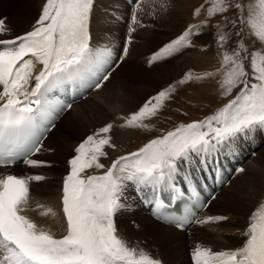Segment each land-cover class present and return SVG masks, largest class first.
Returning a JSON list of instances; mask_svg holds the SVG:
<instances>
[{
  "label": "snow or ice",
  "instance_id": "snow-or-ice-1",
  "mask_svg": "<svg viewBox=\"0 0 264 264\" xmlns=\"http://www.w3.org/2000/svg\"><path fill=\"white\" fill-rule=\"evenodd\" d=\"M94 0H46L36 26L12 39H0V166L10 167L20 158L28 166H46L47 162L31 159L40 152L43 137L60 112L71 104L50 99L69 82H89L100 88L109 75L90 46L89 22ZM139 8V5H137ZM203 7V5L201 6ZM201 7L194 11L199 14ZM239 10L237 18L252 36L264 42V0L247 5L230 0H211L209 17ZM132 23H139L136 12ZM207 19L189 25L176 39L164 45L149 59L153 63L192 47L191 37L199 35ZM7 31L0 19V33ZM135 31L134 28L129 29ZM218 35V44L227 40ZM130 42V37H129ZM221 53V95L239 87L236 96L203 120L181 124L161 137L150 140L135 152L118 156L101 175H82L87 169H105L101 158L105 150L115 148L114 125L109 123L88 135L68 161L70 171L63 180L62 213L64 234L57 238L49 229L38 226L23 213L30 204V184L45 179L42 175L0 177V264H162L142 248L132 246L118 234L115 217L125 208L123 200L129 186L140 192L151 188L157 210L159 191H174L173 183L183 169L204 170L215 154L238 135L264 129V52L252 51L245 65L244 49ZM128 54L127 45L123 49ZM123 59V57H121ZM39 71L37 72V66ZM205 72L196 79L216 75ZM193 79L191 71L180 83ZM174 86L150 97L138 111L124 118L120 127L148 128L145 123L155 117ZM243 172L244 169H237ZM42 216L55 217L51 207L37 204ZM227 220L209 216L196 223ZM182 226V224L178 225ZM241 246L215 251L197 245L192 252L194 264H264V202L248 217Z\"/></svg>",
  "mask_w": 264,
  "mask_h": 264
},
{
  "label": "rangeland",
  "instance_id": "rangeland-1",
  "mask_svg": "<svg viewBox=\"0 0 264 264\" xmlns=\"http://www.w3.org/2000/svg\"><path fill=\"white\" fill-rule=\"evenodd\" d=\"M29 1L35 2V0H0V19H4L5 22H7L6 20L10 19L12 16L18 17L21 16L24 12H28V21H35L33 26L30 25L32 26L30 30H32L33 27L36 26V21L41 14L42 8L40 4L43 0H38V5L34 7H32L33 4H31ZM44 1L46 2V0ZM142 1L143 0H106L103 6L102 3H97L96 6L102 7L99 20L100 24L97 30H101L103 34L102 37L98 36V38H96L97 41L93 46H91L90 43V46L94 49L97 57L101 61L106 60L104 69L110 73L109 78L111 77V80L107 84L104 85V83L106 82L104 81L102 87L95 91H99L102 97L109 99L110 93L112 91L118 90L119 93L115 99L123 100L122 103L125 104V107H127L129 111H133L134 109L139 110V108L146 101H148L150 97L156 96L157 93H159L163 89L169 88L170 85L174 86L175 88V91H172L170 93L169 98L164 102L163 108H161L157 112L156 116L151 118L150 120L145 121V123L149 125L148 128H132L134 132L132 133L133 135L130 137V139H128V141L126 140V146H129V148L133 149V151L141 148V144H146L148 141L152 140L154 136L166 133L167 131L173 129V127L176 128L177 124L180 121H185L188 119L189 121H191L190 119H193V121H199L201 119L203 120L205 118V115H200L209 111L212 106L222 101L224 102V100L227 98L228 103L229 100L235 97V95L239 92V87L233 89V91L229 95H221L222 89L220 88L219 81L222 79V73L216 72V70L221 66V53L231 52L233 49L239 48V45L242 42L245 47L243 50H241V55L245 57V65L246 67H248L250 63V54L252 51L264 52V42L256 40L255 37L251 35L250 29L245 24L239 22V20L237 19V9L234 7L230 8L226 13H218L214 16L209 17L207 14V8L209 7V5H211V0H165V4L159 5L160 8L164 9V17L161 22L160 20L155 21V19L152 17L153 14H149L147 16L148 9H150L152 6V0H147L145 4L139 9V11L137 10V19L138 21L140 20L139 23L133 24L132 20L127 23V19L124 16H126L127 18L132 17V11L134 12L137 9V5H139ZM45 2H43L42 6L45 4ZM95 2L96 0H94L93 8ZM125 2H131L128 3L129 8H127L128 5L123 7V4ZM204 2L206 3V5L203 4ZM230 2L244 3V15H247V5L251 2V0H230ZM201 3L203 7H201L202 5L199 6ZM131 6L133 8H131ZM198 6L201 7V11L199 12V14L194 15V9L196 7L198 8ZM93 8L91 11L89 22V32L91 35L93 34V31H91ZM20 9H23L24 12L20 11ZM11 11H13V13H11ZM17 11L21 15L14 14V12L18 13ZM137 11L135 12L137 13ZM126 12L127 14L124 15ZM144 18L145 22L143 23L142 21H144ZM206 19L208 23L203 26L202 32L199 35H193L191 37V43L193 45L192 47L185 48L181 52L169 58L149 63V59L154 53H156L170 41L180 36L188 28L189 25L199 24ZM27 23L22 24L21 22L18 23L17 21V24L13 28L7 29V37H14L22 34L23 31L29 29L30 27L29 25H27ZM130 28H134L135 31L130 32ZM145 31L147 32L145 33ZM143 33L147 35L146 39L142 37ZM220 33H226L228 37L222 45L217 43L218 35ZM90 40H92V38ZM142 41L146 45L144 51L139 49L136 50L140 42ZM113 42L117 43L115 50L100 52L103 51L102 46H108ZM126 45L128 47V55L124 56L123 49ZM121 57H123V59H121ZM116 62L118 63V66L112 73L110 67L114 66ZM38 69L39 65L36 69L37 72ZM189 71H191V73L193 74V79L186 80L184 83H180V81L184 78L185 73H188ZM205 72H216V75L204 77L203 79L195 78L196 76ZM142 87L143 94L138 95V90L141 91ZM81 90H83V88H81ZM124 93L131 94L135 96L136 99L138 98V100L133 102ZM81 101L77 103L79 104ZM129 103H132V105H130ZM110 104H112V102ZM221 104L215 106L214 109L219 107ZM85 105L82 106V109L74 113L70 111V108L61 118L55 121L54 126L50 129V134L43 142V149L37 155L38 161L47 162L46 166H41V168H44L42 173L43 175L45 174L44 177H46L43 181H40V189L45 190L40 193V196L44 199V201L47 197L50 202V200L52 199V195H54L52 193L51 186L52 188H55L57 186L55 189L59 188V190H61L63 193V180L65 174H68L69 172L68 169L67 171H64L65 164L69 167L68 161L76 154V145L80 141L86 139L87 136L85 132V135L76 139V136L79 133H77L76 130H72V127L67 125L65 123V120L67 116H69L68 113L70 114V117L72 119L77 120L79 118V115L83 113ZM224 105H221V107ZM74 106L75 104L72 106V108ZM212 112L208 115H212ZM89 118L88 125H90L89 122L91 119H93V117L89 116ZM189 121L183 124H187ZM91 122V124H94L95 121L91 120ZM109 123L113 124L114 127L115 125H119L118 122H114V116H112L111 114H107L105 125ZM252 131L257 132L260 135L262 142H259L256 145L260 147L262 146L263 148L264 129L257 128ZM254 137L259 138V136ZM230 144L231 145L229 148H226V146L224 147L225 152L229 151L234 154L235 159L233 160L236 161H238L236 157L238 156V154H240L242 156V160L245 159V164L248 160V157L251 158L255 156V153L257 151H260L261 149L260 147H258L254 154L252 150L249 152L247 151L245 155L244 134L238 135L237 138H235ZM220 152L221 151L215 154V157L213 158L215 160L211 159V162L208 164L209 168L208 166L206 167V169L208 170L209 178L211 179L209 190L213 192L214 197L218 195V192L221 193V190L226 186L225 182H229L231 179L228 178V176L231 173H234L231 171L226 175L224 173V168L222 167V165H220L222 163H217L216 160L220 155ZM35 154L32 157H34ZM56 155L57 159L59 158L57 162L55 160ZM260 156L261 154H258V159L260 158ZM245 164L243 161V166ZM15 168L16 170L21 171V173L27 176L22 166ZM8 170L0 171V177L6 174H11L10 172H8ZM240 173L241 172H239L238 174ZM236 176L237 174L232 177V179ZM248 176V172H245L239 180L231 185L230 189L233 190L237 186V182L243 180L244 177ZM194 178H197V176L194 175ZM53 180L55 182L58 181V185L52 183ZM245 180L247 179H244V181ZM34 183L37 182H32L30 184V188ZM231 183L232 182H230V184ZM47 184L49 185L46 187ZM213 185L215 187L219 185L220 187L214 190L215 187L213 188ZM35 191H38L35 193L40 192L38 188ZM230 192L234 194V191ZM42 194H45V196H42ZM125 198H129L131 200V195L125 192ZM34 199L31 200L30 196L29 207L31 206L32 202L35 201ZM48 200H46V202ZM129 201L123 200V203L126 205ZM212 201L210 199V202ZM235 201L237 202V200ZM60 202L62 203V197L60 199ZM220 203H222V207L224 208L226 215H228V213L230 212L236 215V213L234 212L238 210L237 216L240 218H238L237 222L241 223V221H243L244 209L242 208L241 210V207H239L241 204H238L236 207V204L233 203L232 200L229 203V205L231 204L232 206L230 205L227 207V205L225 204V197H222V202L220 201ZM214 206H219L218 202ZM33 210L34 212L37 211L38 215L42 216L40 214L41 210H38L36 207H34ZM245 213H249V210L246 209ZM206 214L204 215L207 216ZM130 223H133L132 220H130ZM210 224L214 223L212 222ZM148 225L152 228L155 234L156 232L162 234V236L166 238L168 245L163 248L161 252H154L151 250H146L144 248L142 249L146 250L158 260H161L164 264H192L194 262L192 259V252L197 245H187L186 248V244L188 243H186L183 237H180L171 231L165 230V228H162L157 224ZM173 229L177 232H180L175 228ZM135 230H138V228L136 227ZM198 231H201V233H197L192 230L189 235L187 234V236L191 238L195 233H197L196 235L199 236L211 235L212 238H214L213 245H210L209 242H206L205 244H202V246L211 247L215 251L232 249L241 246L245 239V237L240 233L232 232L233 234H240V236L236 240V243H232L231 241V244L229 240L231 238L229 234L231 233H228L227 236L224 235L226 237H222V240L224 238V240L222 241L221 239L219 240L220 237L218 238L217 235L213 234L212 229H199ZM186 249H190L188 256L186 253Z\"/></svg>",
  "mask_w": 264,
  "mask_h": 264
},
{
  "label": "bare ground",
  "instance_id": "bare-ground-1",
  "mask_svg": "<svg viewBox=\"0 0 264 264\" xmlns=\"http://www.w3.org/2000/svg\"><path fill=\"white\" fill-rule=\"evenodd\" d=\"M37 1L38 0H35V2L34 1H29V2L31 4H33L32 7H34V6L38 5ZM105 1L106 0H96L94 8H93V12H92L93 18L91 21V31H93V34L92 35L90 34V37L92 38V40H90L91 46H93L94 43L97 41L96 38H98V36L102 37V34H103L101 30H97L99 28V24H100L99 20H100V13H101L102 7L96 6V4L102 3V6H103L105 4ZM146 1L147 0H143L140 4L138 3L139 8L137 7V9L135 11H137V10L139 11V9L145 4ZM43 2H45V1L44 0L41 1V4H40L41 8H43V6H42ZM165 3H166L165 0H152L151 1L152 6L150 9H148L147 16L149 14L150 15L153 14L152 17L155 19V21L160 20L162 22V19L164 17V9L160 8L159 5H162ZM127 5L128 4L124 3L123 7H125ZM127 8H129V5ZM131 8H133V7L131 6ZM20 11L24 12L23 9H20ZM138 11H137L136 15L138 14ZM11 13H13V11H11ZM132 13H133V11H132ZM14 14L21 15L19 12L18 13L14 12ZM27 14H29V13L24 12L21 16H18V17L12 16L10 19L6 20L7 21V22H5L6 29L13 28L17 24V21H18V23L21 22L22 24L28 22L27 25L33 26L35 21L34 20L28 21ZM126 14H127V12L124 15H126ZM144 21H145V18H144ZM32 26H30L29 29H27L23 32L21 31L22 34L27 32L28 30H30V28ZM146 32L147 31H145V33ZM22 34H20V35H22ZM146 36L147 35L143 33L142 37L144 39H146ZM14 37H17V36H14ZM14 37H7L6 32L0 33V39H12ZM116 46H117L116 42H113L112 44H110L108 46H102L103 51H100V52L113 51L116 49ZM145 46H146L145 43H143V41H142V42H140V44L136 50L139 49V50L144 51ZM104 71H106V70L104 69ZM112 73H113V70H112ZM110 80H111V77L104 83V85L107 84ZM87 84H88V82H85V85H82L81 88L84 89ZM81 91L82 90H80V92ZM118 93H119L118 90L112 91L109 95V99L102 97L100 95L99 91H97L95 93L93 92L90 95H86L87 98L83 99L79 104L76 103L75 106L70 109V111L74 113V112H77L80 109H82V106H84L86 104L84 107L83 113L81 115H79V118L77 120H74L70 117V114L68 113L69 116H67V118L65 120V123L67 125L71 126L72 130H74V131L76 130L77 133H79L76 136V139L85 135V132L88 136V135L93 134L97 129L105 126V119L107 117V114H111L112 116H114V122L119 123V125H115V127L113 128L112 133H111L113 143H115L116 147L114 149L106 147L105 150L107 151L108 156L101 158V162L105 164V169H87L86 172L84 173V175H92V174L101 175L106 170V168L111 165L112 160L116 159L118 156L125 155V154L130 153V152H135V151H133V149L129 148V146H126L127 145L126 140L128 141V139H130V137L133 135L132 133L134 132V130H132V128L120 127V125H122L124 123L125 117L129 116L131 113L136 112L138 110L134 109L133 111H129L128 108L125 107V104L122 103L123 100L115 99L117 97ZM53 94H55V93H53ZM70 94L73 96L74 92L71 91ZM70 94L67 95V94L62 93L60 91L59 95H57V94H55V95L58 98L63 96V99L66 98L67 102H70L69 101ZM139 94L140 95L143 94V87L141 88V91L138 90V95ZM122 95H123V91H122ZM125 95L133 102L138 100V98L136 99L135 96H133L131 94H125ZM51 97L52 96H50V99H51ZM64 102L65 101H63V103ZM111 102H112V104H110ZM129 104L132 105V103H129ZM89 116L93 117V119H91L92 121H95V122L97 121V122L96 123L94 122V124H91L92 122L90 120L91 123L89 122L90 125H88ZM254 136H259V138H257V137L255 138ZM44 141H45V138L43 139V142ZM259 142H262V141H261L260 135L257 132L250 131L249 133L247 132L246 134H244V154L247 151L249 152V151L253 150L254 147L256 146V144ZM229 145H231V144H229ZM258 147H260V146H258ZM260 148H261L260 151H257L255 153V156H253L251 158L250 157L247 158L248 160H247L246 164H245V159L242 160V156L240 154H238L236 159H239V156H240V159H241L240 161L242 163L244 161L245 170L243 172H241L240 174H237V176L235 178H233V179L231 178L230 181L232 183L229 186L226 185L221 190V193L218 192V195L216 197H214V194H213L212 198L213 197L214 198L213 199L211 198V201L212 200L213 201L210 202V200L208 199V204H207L205 210L202 211V213L198 217L199 220H202V219H205L206 217H209V216H224V217L228 216L227 220L219 221V222H213L214 224H210L212 222H209L206 224H199V225L195 224V225H197V226L193 227L195 232L201 233V231H198L199 229L200 230L212 229L213 234L217 235L218 238L220 237L219 240L222 237H226L228 235V233H231V234H229L231 236V238L229 239L230 243H231V241H232V243H236V240L238 239L240 234L243 232V230L247 226L248 217L250 216L252 211L256 207H258V205L261 202L264 201V145H263V148H262V146ZM258 154L259 155L261 154L259 159H258ZM32 156L30 157L31 159L34 158ZM220 156H222V152H220V155L218 156V158H220ZM58 159H57V155H56L55 156L56 162L58 161ZM216 161H217V163H221V161H219V160H216ZM232 161L237 162L236 160H232ZM220 165H222V164H220ZM15 166L16 167L22 166V168L25 171V174L27 176L36 175V174L43 175L42 172H43L44 168H41V166H32L31 167V166H28L24 163H21V164L15 165ZM15 166H13L12 168H8L9 170L8 169H4V170H8V172H10ZM208 168H209V166H208ZM67 169L70 171V166L68 167L65 164V170L64 171H67ZM190 171L192 174L188 175V171L182 169L177 174L176 179L173 182L176 186V189H178V191L170 190L167 188L161 189L158 193L159 199L164 200V199H167L168 197H170L172 195L177 194L178 192H185L186 190L184 188H189V189L194 190V191H198L202 187H207L209 189L211 179L209 177H206V178L204 177L203 170H199L198 168H193ZM234 171H235V169L232 170V172H234ZM16 172H18V171L16 170ZM207 172H208V170H207ZM245 172H248V174H249L248 177H244V179H247V180L244 181V179H243V180L237 182L236 183L237 186L233 190L230 189L231 185L233 183H235L237 180H239L240 177H242ZM194 175H196L198 178H200V182L194 181L195 180ZM43 176H45V174ZM230 176H233V173H231L228 176V178H230ZM56 177H57V175H56ZM55 180H56V178H55ZM52 183L58 185V181L55 182L53 180ZM40 184H41V182H37V183L32 184L30 196H31V200H33L35 198L34 199L35 201L32 202L30 207H28V209H27L28 211L27 212L25 211V213H23V214L24 215L27 214L38 226L51 230V232L57 238H59L60 236H62L64 234V230L66 227L64 217H63V213H62V203L60 202V199L62 197L61 195H63V193L61 190H59V188L55 189L57 186L55 188H52V186H51V190H52V193L54 195H52V197H51L52 199L50 200V202L46 197V200H48L46 202V200L44 201V199L40 196L41 195L40 193H42V191H45V190L40 189ZM48 185L49 184H47L46 187ZM37 188L40 191L39 193H35V192H38V191H35V190H37ZM230 191H234L235 195L233 193H231ZM125 192L127 194L131 195V200L125 205V207H128L129 209L124 210V208H123L117 214V216L115 217V220H116V224H117V228H118V234L124 240L128 241L130 245L136 246L138 248H144L146 250H151L154 252H161L162 249L168 245L166 238L163 237L162 234H160L158 232H156V234H155L154 231L152 230V228L148 224H157L158 226L165 228V230L171 231V232L177 234L178 236L183 237L184 240L186 241V243H188V244H186V248H187V245H193V244L194 245H202V244H205L206 242H209L210 245H213L214 238H212L211 235L199 236V235H196L197 233H195L193 237L189 238L187 236V233H184V231H180L182 233L177 232L173 229L174 227L172 228V226L165 225V224L159 222L158 220H156L148 211L149 202L154 201V197H153V193H152L151 188H146L143 191L137 192V191H135L134 187L129 186ZM210 193H211V191H210ZM42 196H45V194L44 195L42 194ZM222 197H225V204L227 205V207L231 205V204L229 205V203L232 200H233V203L236 204V207L238 204H241L239 207H241V210H242V208L244 209V219H243V221H241V223L237 222L238 218H240L237 216L238 210L236 212H234V213H236V215H234L231 212L228 213V215L225 214L224 208L222 207V203H220V201L222 202ZM235 200H237V202ZM217 202H218L219 206H214ZM37 204H41V205L51 207L52 209L55 210L57 215L54 218L51 216L46 217V216L38 215V212L37 211L34 212V210H33V208L36 207ZM207 209H208V212H207ZM246 209L249 210V213H245ZM204 214H206L207 216H205ZM240 215H241V213H240ZM130 220H132V222H133L132 224L130 223ZM208 224H210V225H208ZM136 227L138 228V230H135ZM234 228H236V229H234ZM232 232H238L240 234H233ZM224 235H226V236H224ZM241 239H240V241H241ZM223 240H224V238H223ZM217 242H218V240H217ZM189 251H190V249H186L187 256L189 254Z\"/></svg>",
  "mask_w": 264,
  "mask_h": 264
}]
</instances>
